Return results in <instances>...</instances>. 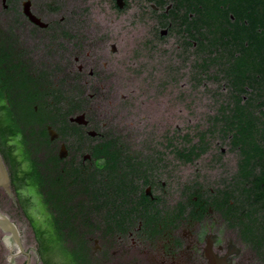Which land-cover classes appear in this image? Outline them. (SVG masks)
Returning a JSON list of instances; mask_svg holds the SVG:
<instances>
[{
    "label": "flooded vegetation",
    "instance_id": "obj_1",
    "mask_svg": "<svg viewBox=\"0 0 264 264\" xmlns=\"http://www.w3.org/2000/svg\"><path fill=\"white\" fill-rule=\"evenodd\" d=\"M199 1L0 0V205L29 229L0 206L11 257L42 264L25 245L50 228V264H264V190L213 134L248 96L216 81Z\"/></svg>",
    "mask_w": 264,
    "mask_h": 264
},
{
    "label": "trees",
    "instance_id": "obj_2",
    "mask_svg": "<svg viewBox=\"0 0 264 264\" xmlns=\"http://www.w3.org/2000/svg\"><path fill=\"white\" fill-rule=\"evenodd\" d=\"M199 5L213 19L216 81L226 82L230 94L248 96L245 104L238 99L221 107L231 112L216 118L220 123L213 134L229 140L232 150L240 148L246 190H264V0H200ZM5 154L9 164L14 161ZM36 234L41 262L50 264V228ZM55 251L63 256L64 247L57 245Z\"/></svg>",
    "mask_w": 264,
    "mask_h": 264
},
{
    "label": "rangeland",
    "instance_id": "obj_3",
    "mask_svg": "<svg viewBox=\"0 0 264 264\" xmlns=\"http://www.w3.org/2000/svg\"><path fill=\"white\" fill-rule=\"evenodd\" d=\"M222 83H213L210 84L209 86H207V88H209V91L204 90L203 86L200 85L198 88V93L199 94H207V93H224L226 92L224 90V88L222 87ZM201 103H204L203 100H201ZM215 109H217V104L215 103L214 105ZM36 204L39 205L40 202H38V200H36ZM1 208L3 210H6L9 214H11L13 217H15V219L17 221H19V224L21 225V228H23L25 230L26 234H29V229L26 226V221L23 219V217L21 216V214H19L16 210L12 209L11 205L8 203L6 204H2L1 203ZM34 215L39 218L42 219L44 217V212L42 211L41 208L35 209L34 210ZM25 234V235H26ZM5 235H3V232H1L0 230V264H25V259L18 256V257H11L10 253H9V249L8 247L5 245L3 239H4ZM26 249L28 251L34 250L36 248V244L34 242L28 241V243H26L25 245ZM31 264H39L36 259H33L31 261Z\"/></svg>",
    "mask_w": 264,
    "mask_h": 264
},
{
    "label": "water",
    "instance_id": "obj_4",
    "mask_svg": "<svg viewBox=\"0 0 264 264\" xmlns=\"http://www.w3.org/2000/svg\"><path fill=\"white\" fill-rule=\"evenodd\" d=\"M0 188H3L8 197L14 200L12 192L11 180L0 153ZM0 230L5 234V245L12 252L14 247H17L20 253H25L22 245L20 232L17 226L9 219L8 216L0 211ZM13 258V257H12Z\"/></svg>",
    "mask_w": 264,
    "mask_h": 264
}]
</instances>
